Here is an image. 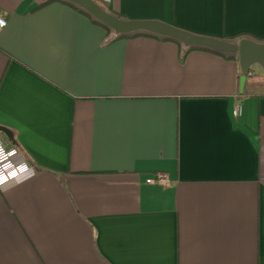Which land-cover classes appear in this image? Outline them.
<instances>
[{"label":"crops","instance_id":"crops-1","mask_svg":"<svg viewBox=\"0 0 264 264\" xmlns=\"http://www.w3.org/2000/svg\"><path fill=\"white\" fill-rule=\"evenodd\" d=\"M45 1L0 0V138L30 166L0 186V264H264V71ZM106 4L264 41V0Z\"/></svg>","mask_w":264,"mask_h":264},{"label":"water","instance_id":"water-1","mask_svg":"<svg viewBox=\"0 0 264 264\" xmlns=\"http://www.w3.org/2000/svg\"><path fill=\"white\" fill-rule=\"evenodd\" d=\"M63 1L83 10L96 21L108 27L117 36L143 32L175 40L187 47H206L221 53L237 52L243 75H246L254 65H258L264 71V43L242 39L237 45H230L211 39L196 37L159 23L119 20L103 11L92 0ZM0 133L11 138L9 132L2 128H0Z\"/></svg>","mask_w":264,"mask_h":264},{"label":"built area","instance_id":"built-area-1","mask_svg":"<svg viewBox=\"0 0 264 264\" xmlns=\"http://www.w3.org/2000/svg\"><path fill=\"white\" fill-rule=\"evenodd\" d=\"M19 1V0H18ZM106 3L107 0H101ZM6 27V21L0 16V33ZM239 109L235 115L239 114ZM18 152L15 148H7L0 138V186H3L29 171V164L26 162H15ZM155 183L166 186L168 183L165 174L156 175Z\"/></svg>","mask_w":264,"mask_h":264},{"label":"trees","instance_id":"trees-1","mask_svg":"<svg viewBox=\"0 0 264 264\" xmlns=\"http://www.w3.org/2000/svg\"><path fill=\"white\" fill-rule=\"evenodd\" d=\"M54 1H58L62 4H65L73 9H75L76 11L84 14L85 16H87L95 25H98L100 27H102L103 29H105L106 31L108 32H112L108 27H106L105 25H103L102 23L96 21L93 17H91L89 14H87L86 12H84L83 10L79 9L78 7H76L75 5L71 4V3H68L66 1H63V0H47L45 1L44 3L41 4V6L43 5H46V4H49L51 2H54ZM93 2H95L103 11L107 12L108 14L112 15L113 17L119 19V20H122L117 14L113 13L109 8H108V5L101 1V0H92ZM139 36H146V37H153V38H157V39H160L162 41H172V42H176V43H179L175 40H172V39H169V38H166V37H159V36H156V35H152V34H149V33H143V32H135V33H132V34H127V35H118L117 37L119 38H124V37H139ZM241 38L240 36H237V37H232L231 40H236V39H239ZM256 42H260V43H264V41H261V40H256ZM194 49H199V50H204V51H208V52H212V53H216V54H220V55H224L226 53H221L219 51H215L213 49H210V48H206V47H192ZM232 57H229V59H231Z\"/></svg>","mask_w":264,"mask_h":264}]
</instances>
